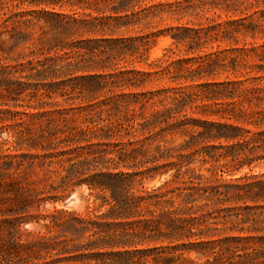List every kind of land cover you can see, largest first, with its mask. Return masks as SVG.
<instances>
[{
  "label": "trees",
  "instance_id": "obj_1",
  "mask_svg": "<svg viewBox=\"0 0 264 264\" xmlns=\"http://www.w3.org/2000/svg\"><path fill=\"white\" fill-rule=\"evenodd\" d=\"M246 2L0 0V134H8L0 141L2 158L45 169L50 182L44 194L55 196L39 193L32 197L36 202H60L75 187H85L87 202L92 199L82 212L55 209L35 242L22 243L13 226L15 264H183L184 252L197 250L209 230H197L196 217L203 209L193 201L208 188L184 168L212 147L198 148L238 139L241 149L227 156L241 165L264 159V130L243 141L242 127L212 119H226L230 111L218 102L231 98L236 83L195 85L199 76L237 67L240 54L230 55L227 49L211 53L185 75L171 77L177 65L183 69L199 58L172 61L164 55L148 70L137 69L164 30L115 34L172 22L173 44L187 46L191 56L235 33L254 35L258 26L243 25L241 19L196 24L216 8L243 12ZM241 52L264 63V45ZM158 74L194 85L145 90ZM197 87L205 91L198 94ZM197 98L213 104L195 111ZM238 115L256 127L264 124L261 111ZM162 177L158 186H146ZM13 187L18 190V184ZM226 188L223 202L239 205L233 209L236 217L251 225L239 229L248 235L220 239L219 253L206 264H264V175L241 177ZM202 244L215 249L214 241Z\"/></svg>",
  "mask_w": 264,
  "mask_h": 264
},
{
  "label": "rangeland",
  "instance_id": "obj_2",
  "mask_svg": "<svg viewBox=\"0 0 264 264\" xmlns=\"http://www.w3.org/2000/svg\"><path fill=\"white\" fill-rule=\"evenodd\" d=\"M244 7V8H243ZM243 12L234 13L225 9L216 8L211 10L206 17L201 20H196V24L199 23L200 27H206L209 23H224L227 21H233L241 19L243 25L252 23L257 25L254 35L252 34H234L230 40L223 42H213L202 48L196 54L191 56L185 52L187 46L173 44L171 34L174 31H170V28L175 24L172 22H162L156 24L153 22L148 28H142V30H121L118 31L116 37H129L137 35H146L150 32H157L164 30V34L157 38L155 46L150 50L147 61L141 64H136L137 69L148 70V64L155 60L162 58L164 55L170 57L172 61L178 59H184L189 57H197L199 60L191 61L190 64L183 65V69L180 65L174 69V74L171 77L177 75H185L183 71H186L189 67L196 68L199 61L205 60L206 55L216 53L221 50L227 49L240 58L238 59V65L235 68H229L227 70H218L210 76H199L195 85L206 83H220L228 81L230 83H236V86L232 87L234 94L229 99H224L220 104V109L230 111L226 116V119H220L218 117H212L216 122H223L224 124L232 126H240L244 129L243 138L247 141L251 137V134L256 131L264 130V124L260 127L251 125L245 118L239 117L240 111H247L248 113L261 111L264 113V63L255 61L249 53H242L243 50H251L256 46L264 45V19L262 17V11H264V0H247L246 4L242 6ZM93 37H99L95 35H85L83 39H89ZM263 67V68H262ZM169 76L155 75L145 90H156L159 88H180L193 83L180 84L179 82H173ZM189 88V87H188ZM197 93L200 94L205 91L203 87H197ZM6 102V100H4ZM11 105L13 101L9 102ZM20 104L24 103L23 99L19 101ZM206 101H201L197 98L194 103L195 111H202L206 106H210ZM1 108V107H0ZM21 109V108H19ZM189 110V115L193 114ZM0 117L1 114H0ZM193 117L204 120V115L194 114ZM3 122L0 121V128L3 126ZM8 137L7 131L3 130L0 134V141L3 142ZM178 137V136H177ZM242 141V140H240ZM176 142H182V138H176ZM238 139L234 141L215 140L210 143H203L198 149L201 151L203 147L208 146L209 149L206 155H196L194 161L190 163L186 168V171L192 172L194 177L198 176V183L200 187L208 188L207 192H204L201 198H197L193 201V205L199 206L203 211L198 212L196 227L198 231L209 230V235L206 238H200V243L197 250L187 253L184 252L182 260L185 264L190 261L193 264H206L208 261L214 260L215 253H219L218 241L224 237L230 236H245L246 232H240L239 229L248 228L251 223L242 224L239 218L236 217V211L234 207H239L234 202H223V196L221 193L226 192V185H234L241 177L249 175H264V159L258 160L253 163H246L244 165L238 164L229 155V152L233 150H240L241 147L236 145ZM2 151L0 150V264H15V256L12 252V227L16 226L19 229L17 237L24 243H32L38 240V236L45 234L46 230L43 225L50 219L49 216L54 213L55 209H68L77 212H82L84 208L92 202L90 199L87 202L88 190L85 187H75L69 191L64 199L60 202L52 203L51 200H43L36 202L32 200L33 196L42 193L40 197H54L55 194H44V191L48 189L49 180L45 169L36 168L29 169L27 162L24 159H20L21 166H18L16 161L13 164H8L6 158H2ZM183 169V170H184ZM3 171L4 173H2ZM189 176H185L187 179ZM165 177L161 179H151L146 181V186L153 187L158 186ZM196 181V180H195ZM18 184V190L13 185ZM79 191L82 195V205L78 209H69L62 206L65 199L70 197L74 192ZM230 191V190H229ZM242 205V204H241ZM240 205V206H241ZM238 209V208H236ZM205 216H202V214ZM44 217H48L44 220ZM214 241V250L209 247L202 246L207 242ZM52 259V257H48ZM181 264V262H180Z\"/></svg>",
  "mask_w": 264,
  "mask_h": 264
},
{
  "label": "water",
  "instance_id": "obj_3",
  "mask_svg": "<svg viewBox=\"0 0 264 264\" xmlns=\"http://www.w3.org/2000/svg\"><path fill=\"white\" fill-rule=\"evenodd\" d=\"M82 205V195L79 191L74 192L70 197L65 199L62 206L69 209H78Z\"/></svg>",
  "mask_w": 264,
  "mask_h": 264
}]
</instances>
